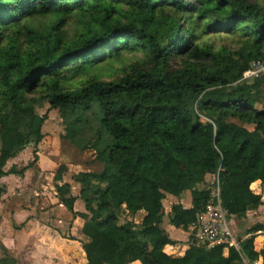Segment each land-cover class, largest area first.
I'll use <instances>...</instances> for the list:
<instances>
[{"label":"trees","instance_id":"1","mask_svg":"<svg viewBox=\"0 0 264 264\" xmlns=\"http://www.w3.org/2000/svg\"><path fill=\"white\" fill-rule=\"evenodd\" d=\"M71 16L78 24L69 33ZM212 33L237 36V47L202 40ZM124 52L143 59L113 80L93 72ZM252 60L264 61L259 0H0V177L22 176L38 159L47 113L39 115L36 103L48 102L63 119L97 106L103 144L94 160L102 169L75 177L85 213L74 210L67 165L52 171L58 203L84 219L87 264H238L240 255L264 264V248H253L264 223L226 254L224 244H198L190 232L181 256L164 251L173 241L161 226L166 194L180 199L188 191L191 198L188 208L170 206V225L187 231L198 220L209 200L210 189L199 187L207 174L218 173L228 216L264 203L250 188L256 180L264 185V77L240 80ZM79 130L66 120L62 137L73 143ZM30 138L33 159L5 170ZM5 192L0 186V199ZM122 210L144 215L139 224L122 223ZM0 264L16 259L4 253Z\"/></svg>","mask_w":264,"mask_h":264},{"label":"rangeland","instance_id":"2","mask_svg":"<svg viewBox=\"0 0 264 264\" xmlns=\"http://www.w3.org/2000/svg\"><path fill=\"white\" fill-rule=\"evenodd\" d=\"M259 3L264 5V0H259ZM45 21H50V18H36L31 21V26L39 27ZM67 22L65 29L72 33L77 27L78 18L71 16ZM202 40L214 48L237 47V36L233 35L212 33L203 36ZM141 59H143L141 53L124 52L119 60L103 63L94 68L93 72L96 71L102 80H113L122 75L123 66ZM178 63L179 61L176 60L172 65L176 66ZM85 78L81 77L74 81L80 84L79 82ZM35 111L39 115L47 113V119L41 129L44 138L37 146V161L22 176L9 174L0 177V186L6 190L0 199V258L4 253H8L16 259V264H85L81 258L74 261L72 256L75 254L76 260L82 254L81 244L85 238L81 233V226L84 219L73 217L58 203L53 187L52 171L61 163L67 165L68 172L63 180L70 184L71 193L77 197L74 210L85 213L84 204L79 198L80 184L75 177L81 172H99L102 169V165L94 160L97 149L103 144V140L96 136L99 110L97 106H92L90 110L79 111L63 119L57 109H49L48 102L39 101L35 104ZM70 119L76 120L81 126L73 143L62 137L65 134V122ZM201 119L207 121L204 117ZM245 126L250 130L253 128L251 124ZM21 130L27 135L24 124ZM33 148L34 141L30 138L29 143L6 162L4 169H9L13 164L16 169L25 166L33 159ZM212 175L207 174L205 182L199 187L209 188L213 180ZM260 195L264 201V190ZM185 196H188V191L182 198ZM162 202L166 206V199ZM258 207L260 208L257 213L243 216L244 221L240 229L232 228L237 239L241 238L251 226L259 223L257 220L253 222L254 218L258 217L264 223V203ZM142 214L140 212L130 214L122 210L120 221L139 224ZM165 219L167 220V215L161 226L167 228L174 238H184L185 233L182 230L175 227H172L174 230H169Z\"/></svg>","mask_w":264,"mask_h":264},{"label":"built area","instance_id":"3","mask_svg":"<svg viewBox=\"0 0 264 264\" xmlns=\"http://www.w3.org/2000/svg\"><path fill=\"white\" fill-rule=\"evenodd\" d=\"M261 77H264V61L252 60L249 66L243 71L240 80ZM212 179L209 187V200L205 210L199 215L198 220L190 225L189 230L194 233L198 244L208 247L224 244L223 250L225 254L231 246L239 249V241L231 228L230 216H228L221 204L218 173H214ZM258 235H262L264 239V230L257 231L255 236ZM254 246L255 239L253 241V248L256 250ZM260 259L261 257L257 260L250 261L246 256L240 255L238 264H260Z\"/></svg>","mask_w":264,"mask_h":264},{"label":"crops","instance_id":"4","mask_svg":"<svg viewBox=\"0 0 264 264\" xmlns=\"http://www.w3.org/2000/svg\"><path fill=\"white\" fill-rule=\"evenodd\" d=\"M250 188H251V190L254 193L261 194L262 191L264 190V185L260 182V180H256V181H254V182L251 183ZM165 199L167 201L166 202V206L164 204L166 215L170 211V206L173 203L177 202V201H179L185 208H188V207L191 206V198H190V193L189 192H188V196H185V197L180 198V199H177L175 196L166 194ZM259 208L260 207H258L257 209L249 210L246 213V215L248 216V215H250V213H257V210ZM75 211H77V210H75ZM78 212H80V211H78ZM139 212L140 213H143L142 216H141V217H143L144 211H139ZM164 217L162 219V222L164 220ZM259 219L260 218H258V217L254 218V221L253 222H255L257 220L260 223H263ZM229 221H230L231 228H234V229L238 228V229H240L241 226H242L241 223H242V221H244V218L242 217L241 220H238V218H236L234 216H230ZM166 223L169 226V230L170 229H173L174 230V228H172L174 226H172V225L170 226V224H169L168 216H167ZM164 229L167 231V233L169 234V237L173 241L171 244H167L164 247V251L167 254H171L172 256H181V255H183L184 251L188 248V241H189L190 230L188 229L187 231H185V230H183L181 228H178V229L182 230L185 233V236L182 239H177V238H174L169 233V231H168L167 228H164ZM246 236H247V234H244L241 237V239L245 238ZM260 238L262 240H259ZM254 239H255V246L254 247H255L256 251H259L260 249L264 248V239H263V236L262 235L255 236ZM77 243H78V240H77ZM81 249H82V247H81ZM225 254H226V252H225ZM72 256L74 257V261H77V259L80 260V258H81L82 260H84V263L87 264V261H86V258H85V253H84L83 249H82V254H80V256L76 258V260H75V254H73ZM260 262H261V259H260ZM129 264H141V263L138 260H135V261L130 262Z\"/></svg>","mask_w":264,"mask_h":264}]
</instances>
